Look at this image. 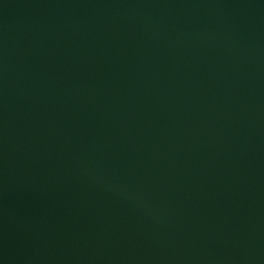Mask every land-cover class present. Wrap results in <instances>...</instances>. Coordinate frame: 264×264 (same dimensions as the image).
I'll list each match as a JSON object with an SVG mask.
<instances>
[{
  "label": "water",
  "instance_id": "95a60500",
  "mask_svg": "<svg viewBox=\"0 0 264 264\" xmlns=\"http://www.w3.org/2000/svg\"><path fill=\"white\" fill-rule=\"evenodd\" d=\"M0 264H264V0H0Z\"/></svg>",
  "mask_w": 264,
  "mask_h": 264
}]
</instances>
